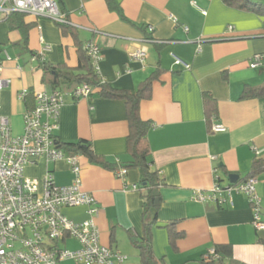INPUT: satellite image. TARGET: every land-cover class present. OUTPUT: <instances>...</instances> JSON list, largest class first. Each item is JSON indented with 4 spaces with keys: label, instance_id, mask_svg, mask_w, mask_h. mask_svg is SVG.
I'll return each instance as SVG.
<instances>
[{
    "label": "crops",
    "instance_id": "0c3cea01",
    "mask_svg": "<svg viewBox=\"0 0 264 264\" xmlns=\"http://www.w3.org/2000/svg\"><path fill=\"white\" fill-rule=\"evenodd\" d=\"M56 1L76 36L64 33L53 18L27 13L25 39L21 29L0 19V63L8 81L1 92L2 114L12 133H23L24 114L34 107L35 93L48 89L41 61L76 68L84 60L81 47L96 43L102 55L100 76L111 87L131 92L161 69L151 96L139 106L141 118L151 124V168L166 183L152 226L156 258L161 264H200L218 249L223 256L229 250L227 261L264 264V229L254 225V204L247 194L232 191L230 197L223 192L222 203L197 198L198 191L207 195L218 184L227 188L243 182L254 162L264 161V103L242 97L246 85L264 83V16L224 0H112L114 7L108 0ZM143 48V59L134 56ZM256 54L263 59L252 66ZM25 90L33 95L22 98ZM206 92L216 101L217 115L211 121ZM127 113L122 99L98 92L66 95L55 135L58 142L89 140L95 154L115 167L79 153L83 189L98 200L95 221L102 243L127 256L116 264H143L132 242L133 235L141 238L144 233L142 175L134 167L124 177L117 175L132 159ZM215 124L225 130L214 131ZM47 173L58 185L75 178L66 160L41 157L25 168L26 176L41 185ZM232 174L238 175L235 182ZM254 177L264 221V169ZM62 213L75 221L89 217L86 205L64 206ZM62 246L77 249L79 243L68 238ZM59 264L84 263L68 259Z\"/></svg>",
    "mask_w": 264,
    "mask_h": 264
},
{
    "label": "built area",
    "instance_id": "2783aa9c",
    "mask_svg": "<svg viewBox=\"0 0 264 264\" xmlns=\"http://www.w3.org/2000/svg\"><path fill=\"white\" fill-rule=\"evenodd\" d=\"M13 12L48 16L57 22L66 18L56 0H0V19ZM85 48L92 65L99 72L100 47L91 42ZM146 53L143 48L134 56L143 59ZM262 59L261 54H256L252 66L259 65ZM7 83L0 63V264H59L68 259L84 264L123 262L127 256L102 243L95 221L99 211L98 200L83 189L79 153H67L58 145L55 135L65 96L86 97L91 93L90 85L82 84L68 92L60 89L36 92L34 107L24 114L23 133L14 135L8 119L2 114L1 92ZM27 94L28 90H25L21 97ZM213 130L224 131L225 127L215 124ZM41 157L66 160L72 166L74 181L58 185L53 175L47 173L41 185L37 179L26 176V166ZM127 171L123 167L117 175L124 177ZM257 182L258 179L252 176L227 188L218 184L207 195L198 191L197 198L222 203L225 200L223 192H228L230 197L232 191L243 192L254 204V225L264 229L260 198L256 192ZM133 188L136 189L137 185ZM81 205L88 206L89 213L83 221H75L62 213L64 206ZM68 238L77 240L79 247L68 249L62 246ZM212 254L214 250L207 257Z\"/></svg>",
    "mask_w": 264,
    "mask_h": 264
},
{
    "label": "trees",
    "instance_id": "16d2710c",
    "mask_svg": "<svg viewBox=\"0 0 264 264\" xmlns=\"http://www.w3.org/2000/svg\"><path fill=\"white\" fill-rule=\"evenodd\" d=\"M108 2L111 7L115 6L113 5L112 0H108ZM224 2L229 6L242 10L254 11L257 14L264 16V2L254 0H224ZM59 7L61 8V6ZM26 14L27 13L25 12H13L10 15L4 16L3 19L8 21L10 28L21 29L25 35V39H28L29 24L24 20ZM58 24L64 33L70 32L72 35L76 36V30L70 24L67 15L65 21L58 22ZM80 51H83L84 60L82 59L79 66L76 68H70L64 65L54 66L46 61H41V66L43 67L44 72L43 81L48 86V90L60 89L62 91H71L82 84H89L91 87V94L98 92L107 98L122 99L126 101L128 106L127 114L130 123L128 151L131 154L132 159L126 164L125 168L134 167L140 170L142 175L139 184L140 189L146 190L144 193V233L141 238L133 235L132 242L139 249L143 264H161L156 258L152 246V226L156 221L157 212L163 203L161 188L166 183L162 174L158 170L151 168L150 148L147 141V133L151 124L141 118L139 106L142 99L151 96L152 85L154 81L159 78L162 70L158 69L152 72L139 84L138 89L135 92L119 90L111 87L103 80L99 72L92 65L86 48L81 47ZM32 95L31 92L27 94L29 98ZM242 97H255L264 103V83L259 86L246 85L242 92ZM204 101L208 120L211 121V118L214 116L216 117L217 115V108L215 107L216 101L209 92L204 94ZM58 145L69 154L81 153L88 156L92 161L102 163L110 168H115L111 167L108 163L103 162L101 157L95 154L89 140L80 139L77 142H58ZM261 169H264V161L256 160L253 164L252 172L244 179V181L255 176V173ZM228 253L229 250L227 251V254H224L225 256L219 255L218 249H215V253L202 259L200 264H244L234 258H229L230 260L227 261L226 257H230L227 256L229 255Z\"/></svg>",
    "mask_w": 264,
    "mask_h": 264
},
{
    "label": "water",
    "instance_id": "95a60500",
    "mask_svg": "<svg viewBox=\"0 0 264 264\" xmlns=\"http://www.w3.org/2000/svg\"><path fill=\"white\" fill-rule=\"evenodd\" d=\"M237 177H238V175H236V174L230 175L231 182H235Z\"/></svg>",
    "mask_w": 264,
    "mask_h": 264
},
{
    "label": "rangeland",
    "instance_id": "374dc122",
    "mask_svg": "<svg viewBox=\"0 0 264 264\" xmlns=\"http://www.w3.org/2000/svg\"><path fill=\"white\" fill-rule=\"evenodd\" d=\"M29 56V55H28Z\"/></svg>",
    "mask_w": 264,
    "mask_h": 264
}]
</instances>
